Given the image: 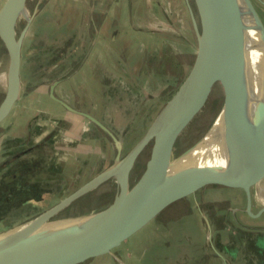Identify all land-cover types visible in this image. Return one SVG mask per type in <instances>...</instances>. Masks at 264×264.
<instances>
[{"label":"crops","instance_id":"obj_1","mask_svg":"<svg viewBox=\"0 0 264 264\" xmlns=\"http://www.w3.org/2000/svg\"><path fill=\"white\" fill-rule=\"evenodd\" d=\"M192 8L198 16L195 0H38L22 41L21 95L0 121V157H8L15 194L40 203L49 192L52 199L72 193L116 158L107 132L52 97L55 82L57 97L115 132L123 154L128 129L147 119V131L196 57ZM1 48L0 87L6 93L10 49L3 39ZM251 194L253 213L243 187L208 185L171 204L165 220L149 223L119 246L127 242L135 264H259L264 179ZM101 257L90 264H103Z\"/></svg>","mask_w":264,"mask_h":264},{"label":"water","instance_id":"obj_2","mask_svg":"<svg viewBox=\"0 0 264 264\" xmlns=\"http://www.w3.org/2000/svg\"><path fill=\"white\" fill-rule=\"evenodd\" d=\"M29 0H6L0 10V34L10 49L5 97L0 103V121L21 95L22 41L27 26L18 35L9 21L22 16ZM192 17L198 49L187 76L156 115L145 134L125 154L123 143L106 124L89 112L52 97L69 110L100 126L117 147L114 162L84 185L37 216L0 232V264H80L114 249L157 218L167 207L212 184L243 187L252 212L251 188L264 179V56L259 84L251 80L248 33H257L254 47L264 50V20L254 0H195ZM39 6L36 7L37 12ZM29 10V9H28ZM35 12L26 17L28 24ZM25 14V13H24ZM225 82L226 99L218 117L204 136L180 154L177 140L196 106L214 81ZM221 123L225 161L205 163L199 150L212 142ZM154 142L152 158L135 183L131 173L140 155ZM116 178L114 199L81 214L56 217L78 198Z\"/></svg>","mask_w":264,"mask_h":264},{"label":"rangeland","instance_id":"obj_3","mask_svg":"<svg viewBox=\"0 0 264 264\" xmlns=\"http://www.w3.org/2000/svg\"><path fill=\"white\" fill-rule=\"evenodd\" d=\"M263 20H264V0H254ZM2 3V1H1ZM38 3V0H29L28 1V9L29 14L32 15L34 11V7ZM21 22V23H20ZM28 24V20L25 17H20L17 32L18 35L21 34V31L24 27ZM2 42V36L0 34V43ZM2 49V48H1ZM0 49V57L3 53V49ZM171 55V53H170ZM172 56V55H171ZM176 62L178 63L181 58L175 57ZM170 59V58H169ZM172 59V58H171ZM195 60V55L193 54L191 59V64H193ZM178 70L180 67H178ZM188 67L181 70L183 73L179 74L180 79L187 74ZM180 71V72H181ZM178 74V73H176ZM182 82V80L176 81V87ZM0 103L2 102L5 91L0 87ZM169 91H172L171 89ZM169 96L163 98L161 105L163 102L168 99ZM226 99V88L225 82L222 78H217L213 85L211 86L210 90L206 93L204 98L200 100L196 106V112L194 113L193 118H191L187 124L185 125L182 133L179 135L177 140V150L176 154H180L181 152L185 151L187 148L192 146L196 143L202 136L206 134L210 126L218 117L222 107L224 105ZM201 107V108H200ZM198 113V114H197ZM196 114V115H195ZM153 114H148V116H152ZM147 120V119H146ZM146 120L140 126L138 123V127L128 129L127 134H125L124 140L127 142L124 154L127 153L135 143L141 138V136L146 131L147 122ZM197 123V124H196ZM6 124V123H5ZM3 132L2 127H0V133ZM14 131L9 129L8 133L12 134ZM122 133V130H119ZM154 142L150 143L143 153L140 155L138 159V163L140 166L138 168H134L131 173V182L135 183L136 180L142 175L144 170L147 167L148 162L152 158ZM8 157L1 159L0 157V232L5 231L7 229H11L15 226L20 225L28 221L29 219L37 216L41 212L45 211L56 203V201L60 200V197L67 196L71 191L64 192L60 197L53 198V193H48V196L45 198L44 201L40 203L30 202L28 201L27 197L24 193L14 194L12 196L13 189L9 186V178L8 175V164H7ZM12 174V171H11ZM50 188V187H49ZM72 190V189H71ZM118 191V183L116 178L109 179L108 181L104 182L99 187L95 188L94 190L90 191L86 195L78 198L65 209H63L56 217H63L68 215H75L81 214L87 211H91L97 207L105 205L111 199L115 197L116 192ZM59 195V194H58ZM171 210V209H170ZM169 216V211L166 209L163 211L155 221H152L151 224H156L160 220H165ZM127 242L122 245V247L118 246L117 251L125 256H129V258L135 257V254H128L127 250ZM102 256V263L103 264H120V262L115 261L108 253L100 255ZM94 261V257L89 259L80 264H90ZM132 261V259H131ZM135 264L134 261L131 262Z\"/></svg>","mask_w":264,"mask_h":264},{"label":"bare ground","instance_id":"obj_4","mask_svg":"<svg viewBox=\"0 0 264 264\" xmlns=\"http://www.w3.org/2000/svg\"><path fill=\"white\" fill-rule=\"evenodd\" d=\"M24 10H25L24 11L25 14L23 13L22 17H25V18L30 17L29 10L28 9H24ZM19 20L20 18H18L17 21L11 20L9 21L8 24L11 28H13L14 26L16 29V27L18 26ZM256 40H257V33L254 31L249 32L248 33V43H249L248 53H249V60H250L251 80H252V84L254 87L257 86V84H259L258 73L260 70V61L262 60L264 56L263 49L258 48L256 46L254 47L255 42H257ZM221 127H222L221 123H217V126H215V129L212 134L214 139L212 140L210 144H208L207 146L199 150L202 160L205 163H212V164L215 163L216 164V163H222L225 161V146H224Z\"/></svg>","mask_w":264,"mask_h":264},{"label":"trees","instance_id":"obj_5","mask_svg":"<svg viewBox=\"0 0 264 264\" xmlns=\"http://www.w3.org/2000/svg\"><path fill=\"white\" fill-rule=\"evenodd\" d=\"M139 166H140V163L137 162V164H136L135 167L138 168ZM12 193H13V194H12V196H13V195L15 194V192H12ZM107 203H108V202H107Z\"/></svg>","mask_w":264,"mask_h":264},{"label":"flooded vegetation","instance_id":"obj_6","mask_svg":"<svg viewBox=\"0 0 264 264\" xmlns=\"http://www.w3.org/2000/svg\"><path fill=\"white\" fill-rule=\"evenodd\" d=\"M9 183V182H8ZM259 264H264V260L259 261Z\"/></svg>","mask_w":264,"mask_h":264}]
</instances>
